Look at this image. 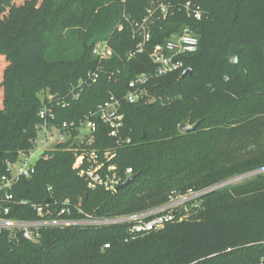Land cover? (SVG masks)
Returning <instances> with one entry per match:
<instances>
[{
  "label": "trees",
  "instance_id": "obj_1",
  "mask_svg": "<svg viewBox=\"0 0 264 264\" xmlns=\"http://www.w3.org/2000/svg\"><path fill=\"white\" fill-rule=\"evenodd\" d=\"M150 1L0 0V14L7 13L0 21V177L33 148L46 95L53 97L52 124L77 123L109 95L122 97L130 80L151 73L149 51L169 33L187 24L199 40L196 53L185 58L190 76L180 71L152 78L145 85L151 102L122 104V135L130 143L117 149L112 163L123 181L133 178L126 187L88 189L72 169L73 153L57 145L37 160L31 177L15 184L14 200L28 204L12 206L8 218L37 220L30 204L64 199L88 215L139 213L171 196L264 169V0H179L200 6L201 20L181 12L159 21L145 51L127 59L137 40L123 15L141 20ZM104 40L113 55L99 63L92 49ZM233 45L242 68L227 58ZM90 72L98 73L96 82L79 92ZM72 90L78 99L68 97ZM182 123L197 126L180 133ZM96 133L93 148L114 146L104 126L98 124ZM197 201L182 210L187 217L181 222L127 242L121 226L42 228L36 242L2 231L0 264H264V172ZM82 217L73 210L62 218Z\"/></svg>",
  "mask_w": 264,
  "mask_h": 264
},
{
  "label": "built area",
  "instance_id": "obj_2",
  "mask_svg": "<svg viewBox=\"0 0 264 264\" xmlns=\"http://www.w3.org/2000/svg\"><path fill=\"white\" fill-rule=\"evenodd\" d=\"M120 1L125 3L127 0ZM181 12L193 21H200L203 15L200 6L191 1L181 2L179 0H151L144 17L139 21L130 20L129 17L123 15L124 22L131 29L133 38L137 40L135 48L127 53V59L145 51L153 40L154 25ZM122 28L121 23L116 26L118 31ZM198 45V36L190 25H182L178 30L169 33L160 43L154 44L149 51L148 57L154 68L151 73H143L130 80L127 84V92L122 97L109 95L106 101L99 104L94 111L89 112L77 123L64 121L60 126L52 124L55 119L53 108L50 106L53 97L46 95L48 104H44L38 114L42 122L36 128L33 148L26 153H20L15 163L8 164V174L0 177V232L7 231L12 239L21 236L27 241L36 242L39 238V230L42 228L92 227L101 229L121 226L125 228V242H127L161 230L168 223L181 222L187 217V214H182L184 211L187 212V205H194L203 195L228 185L229 183L222 182L198 191L189 190L184 195L171 196L166 203L160 206L133 214L111 217L83 214L79 205L74 206L68 199H64L55 203L30 204L38 217L37 220L23 221L7 217L12 206L28 204L23 200H14L11 191L20 178H29L34 173L37 161L31 163V159L35 148L39 152V159L45 152L55 150L57 145H65L62 150L73 153L72 169L86 181L88 189L103 188L110 193L116 192L115 189L123 183V176L118 172L112 160L116 156L117 149L130 143V139L122 135L124 130L122 104L151 102L145 90V85L149 80L185 70V58L196 53ZM92 55L101 63L110 59L113 51L108 41L104 40L94 44ZM97 78V72L88 73L87 79L80 81L76 89L80 92L83 85L93 84ZM79 92L72 90L68 97L76 100L79 98ZM56 104L59 105V102ZM67 104L68 101L64 100L62 106L65 107ZM98 124L106 128L107 137L114 142L112 148L104 150L93 148L97 141ZM39 134L42 135L41 142L37 139ZM262 170L260 172H264V169ZM130 175L131 169H126L124 176L129 177ZM50 190L51 188H48V191ZM73 210L81 213L83 217L75 220L62 218L63 216L69 217ZM108 247L109 243H106L103 249Z\"/></svg>",
  "mask_w": 264,
  "mask_h": 264
},
{
  "label": "water",
  "instance_id": "obj_3",
  "mask_svg": "<svg viewBox=\"0 0 264 264\" xmlns=\"http://www.w3.org/2000/svg\"><path fill=\"white\" fill-rule=\"evenodd\" d=\"M239 48L235 45L230 47L229 53H228V60L233 64V65H237L239 67H243L242 63L239 59L238 56V52H239ZM192 73V70L190 68H186L185 70H183L181 72V77H185V76H190ZM197 124H194L190 127L186 126L184 123L179 125L178 131L180 133H188L193 131L196 128ZM132 177L127 178L125 181H123V183H121L115 190L116 192H118L119 190L123 189L124 187H126L131 181H132Z\"/></svg>",
  "mask_w": 264,
  "mask_h": 264
},
{
  "label": "rangeland",
  "instance_id": "obj_4",
  "mask_svg": "<svg viewBox=\"0 0 264 264\" xmlns=\"http://www.w3.org/2000/svg\"><path fill=\"white\" fill-rule=\"evenodd\" d=\"M20 2H22V3H25V2H27V0H19ZM16 2H18V0H16ZM30 7H32V6H30ZM35 7V6H34ZM36 7H38V4H37V6ZM33 8V7H32ZM29 9V8H28ZM27 9V10H28ZM29 11H31V10H29ZM28 13V12H27ZM26 16V15H25ZM25 16H23V18H22V20L25 18ZM7 18V13L6 12H3V13H1L0 14V21H2V20H5ZM4 66H5V63L3 62V60H1L0 59V83H1V74H2V70H3V68H4ZM1 85V84H0ZM41 97H42V95H41ZM42 99H43V97H42ZM38 141L39 142H41L42 141V135H38ZM50 147V146H49ZM37 148H35L33 151H32V153L34 154L33 155V157H32V159H31V163H35L36 161H37V159H38V157H39V152L36 150ZM263 171V170H262ZM261 171V172H262ZM258 172V171H257ZM257 172H249V173H246V174H243V175H238V176H234V177H232L231 179H229V180H227V181H225L224 183H235V182H238V181H240V180H243V179H245V178H248V177H251L253 174H255V173H257ZM260 172V171H259ZM188 207H192V205H188ZM188 207H186V209L188 208ZM188 210V209H187Z\"/></svg>",
  "mask_w": 264,
  "mask_h": 264
}]
</instances>
